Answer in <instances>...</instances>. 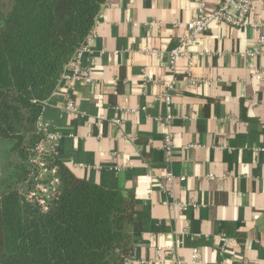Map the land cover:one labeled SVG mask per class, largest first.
<instances>
[{
    "label": "crops",
    "instance_id": "crops-1",
    "mask_svg": "<svg viewBox=\"0 0 264 264\" xmlns=\"http://www.w3.org/2000/svg\"><path fill=\"white\" fill-rule=\"evenodd\" d=\"M197 4L107 0L82 57L91 82L61 80L39 117L75 175L134 192L139 228L125 264H264V0L249 14L261 25L212 23L172 65Z\"/></svg>",
    "mask_w": 264,
    "mask_h": 264
},
{
    "label": "trees",
    "instance_id": "trees-1",
    "mask_svg": "<svg viewBox=\"0 0 264 264\" xmlns=\"http://www.w3.org/2000/svg\"><path fill=\"white\" fill-rule=\"evenodd\" d=\"M106 1L0 0V264H125L131 256L132 190L78 177L47 151L57 192L46 211L26 198L40 172L32 159L42 107Z\"/></svg>",
    "mask_w": 264,
    "mask_h": 264
},
{
    "label": "built area",
    "instance_id": "built-area-1",
    "mask_svg": "<svg viewBox=\"0 0 264 264\" xmlns=\"http://www.w3.org/2000/svg\"><path fill=\"white\" fill-rule=\"evenodd\" d=\"M197 9L196 12L192 15L191 19L186 23V34L181 38V43L171 49L170 51V63L173 65L174 59L181 54H188L185 44L197 37L206 33L209 29V26L212 23L217 24H226L232 28H240L246 25L253 27L261 25L260 22H253L249 19V14L252 11V0H220L218 5L212 9L207 10L205 8L204 0H197ZM154 22H151L150 25H153ZM92 33V31H91ZM91 33L84 41L83 45L78 49L73 59L70 60L61 75V80L63 81H84L91 82V77L89 75V69L82 63V57L85 52L88 51V39L91 36ZM263 37H260L257 41V44H261ZM253 52H248L252 54ZM255 78H260V72L255 70ZM60 80V81H61ZM173 82L168 84V88L172 89ZM165 99L169 100V95L164 94ZM63 110L68 112H75V106L71 98L65 97L63 104L61 106ZM171 114L166 117V123L169 125L171 120ZM39 124V122H38ZM40 129L43 131V138L36 144L34 148L35 157L32 159L33 163H36L39 167V174L36 178L35 185L31 189L26 198L30 201H34L41 208V210L46 211L49 207L50 200L53 199L54 195L57 192V177L55 176L56 168L51 167L50 169L46 166L43 161L42 156L47 151L53 152V143L56 139L57 134L55 132L47 130L45 126L39 124ZM188 147H194V145H188ZM174 148L172 134L168 130L163 137V149L168 154L172 153ZM51 174V178L47 182H43L42 178L44 175ZM168 181L174 179L171 173H167L165 177ZM179 179H183L180 177ZM172 204L182 208L184 204L177 200H172ZM197 256L194 254L193 259H196ZM173 264H189L185 260L178 258L173 255Z\"/></svg>",
    "mask_w": 264,
    "mask_h": 264
}]
</instances>
